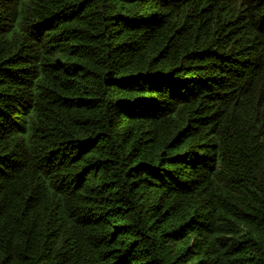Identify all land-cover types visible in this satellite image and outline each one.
Segmentation results:
<instances>
[{
	"label": "trees",
	"instance_id": "trees-1",
	"mask_svg": "<svg viewBox=\"0 0 264 264\" xmlns=\"http://www.w3.org/2000/svg\"><path fill=\"white\" fill-rule=\"evenodd\" d=\"M0 264H264V0H0Z\"/></svg>",
	"mask_w": 264,
	"mask_h": 264
}]
</instances>
